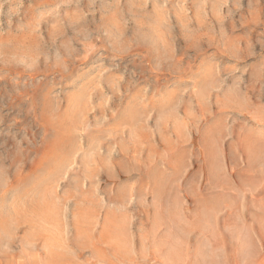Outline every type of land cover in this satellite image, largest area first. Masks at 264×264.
Segmentation results:
<instances>
[{
	"label": "rangeland",
	"instance_id": "374dc122",
	"mask_svg": "<svg viewBox=\"0 0 264 264\" xmlns=\"http://www.w3.org/2000/svg\"><path fill=\"white\" fill-rule=\"evenodd\" d=\"M0 264H264V0H0Z\"/></svg>",
	"mask_w": 264,
	"mask_h": 264
}]
</instances>
